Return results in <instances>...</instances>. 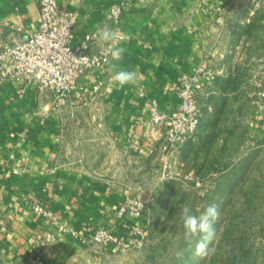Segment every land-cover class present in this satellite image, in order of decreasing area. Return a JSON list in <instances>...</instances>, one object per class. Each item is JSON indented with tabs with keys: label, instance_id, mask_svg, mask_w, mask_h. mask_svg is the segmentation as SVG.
I'll return each instance as SVG.
<instances>
[{
	"label": "crops",
	"instance_id": "1",
	"mask_svg": "<svg viewBox=\"0 0 264 264\" xmlns=\"http://www.w3.org/2000/svg\"><path fill=\"white\" fill-rule=\"evenodd\" d=\"M58 1L76 13L78 34L107 26L120 37L110 45L127 51L86 77L101 90L84 107L77 92L57 102L34 83L0 77V264H22L35 251L51 264H90L81 223L131 222L115 214L116 190L134 182L122 174L150 168L149 105L171 111L185 72L209 69V94L244 109L227 125L252 123L264 138V0ZM122 1L127 10L108 18ZM38 16V0H0V40L20 38ZM107 46L96 38V51ZM111 65L135 70L136 83L119 87ZM36 203L53 217L37 214Z\"/></svg>",
	"mask_w": 264,
	"mask_h": 264
},
{
	"label": "rangeland",
	"instance_id": "2",
	"mask_svg": "<svg viewBox=\"0 0 264 264\" xmlns=\"http://www.w3.org/2000/svg\"><path fill=\"white\" fill-rule=\"evenodd\" d=\"M210 86L198 93L197 133L171 147L165 133L156 131L150 168L122 174L134 182L116 190L122 201L114 211L117 218L131 222L121 229L115 219L81 223L90 264H264V138L252 123L228 126L229 118L238 120L244 109L229 105L227 95L209 94ZM137 201L147 202L139 215L130 209L119 214L122 205ZM186 203L197 216L209 205L218 207L207 256L195 254L200 236L191 243L183 238L180 210ZM99 229L113 231L120 243H95L92 238Z\"/></svg>",
	"mask_w": 264,
	"mask_h": 264
},
{
	"label": "built area",
	"instance_id": "3",
	"mask_svg": "<svg viewBox=\"0 0 264 264\" xmlns=\"http://www.w3.org/2000/svg\"><path fill=\"white\" fill-rule=\"evenodd\" d=\"M38 4L39 16L33 29L24 30L15 41L0 40V77L34 83L39 89L49 90L57 102L77 92L80 102L88 104L100 92L101 83L98 79L88 81L86 77L102 68L110 56H104L103 49H94L96 32L77 33L73 10L61 5L58 0H38ZM127 8V3L119 2L111 7L107 17L118 19ZM82 57L87 59H80ZM213 78L211 71L205 67L183 73L178 89L180 102L171 111H163L157 102L152 101L149 105L150 138L161 129L171 147L192 138L201 124L198 93ZM258 96L264 101V88ZM146 203L137 201L132 205H122L119 214L124 215L130 209L133 215H139ZM34 211L45 218L53 217L51 208L45 203H36ZM92 239L97 244L120 243L118 236L107 229H99ZM133 239H130L131 243ZM22 264L51 263L40 251H35Z\"/></svg>",
	"mask_w": 264,
	"mask_h": 264
},
{
	"label": "clouds",
	"instance_id": "4",
	"mask_svg": "<svg viewBox=\"0 0 264 264\" xmlns=\"http://www.w3.org/2000/svg\"><path fill=\"white\" fill-rule=\"evenodd\" d=\"M101 41L108 43L109 46L103 49L104 56H111L113 60H123L124 53L127 51L125 47H112L109 42L120 39L115 30L103 26L100 27L95 34ZM80 59L86 60L87 57ZM78 59V60H80ZM115 65L109 67L111 80L119 87L125 85H134L136 83L137 74L135 70L120 69L115 70ZM218 207L215 204L207 206V208L200 214H193V210L187 203L181 206L180 219L184 228L183 238L186 242L191 243L193 239L200 236V239L195 244V254L197 256H207L211 251L210 245L215 238L216 230L215 222L219 219Z\"/></svg>",
	"mask_w": 264,
	"mask_h": 264
}]
</instances>
